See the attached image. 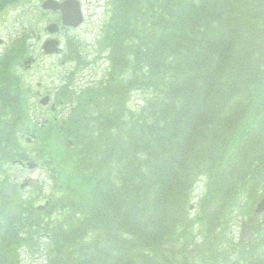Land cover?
<instances>
[{
	"label": "trees",
	"instance_id": "16d2710c",
	"mask_svg": "<svg viewBox=\"0 0 264 264\" xmlns=\"http://www.w3.org/2000/svg\"><path fill=\"white\" fill-rule=\"evenodd\" d=\"M109 5V68L58 89L60 118L16 72L25 39L0 56V264H264V0ZM35 159L44 211L12 177Z\"/></svg>",
	"mask_w": 264,
	"mask_h": 264
},
{
	"label": "rangeland",
	"instance_id": "374dc122",
	"mask_svg": "<svg viewBox=\"0 0 264 264\" xmlns=\"http://www.w3.org/2000/svg\"><path fill=\"white\" fill-rule=\"evenodd\" d=\"M83 1L86 3V14L89 16L88 19H90V21L87 22L80 31L62 35L61 40L64 41L62 42V47L63 49H66L67 39L68 41L69 39H73V41H77L79 45L81 44V47L83 46L82 51L85 52L86 55L88 54L87 52H91V59L94 60L97 56L95 46L101 35V28L99 26L102 24L99 21L100 16L103 14V9L99 8L95 0ZM103 1L107 2V0ZM41 3L40 0H24L19 4L10 5L0 12V44L1 42L3 44L2 46L0 45V53L5 50V47L11 45L13 41L20 37L23 38L25 35L27 39H30L29 44L32 55L38 57L42 54L40 53L41 44L39 42V36L42 37V42L47 38L44 30L55 20V17L51 13L48 15L44 14L41 9ZM62 56L63 55H61V57L41 56L34 69L27 71L25 68L18 67L17 72L24 77L35 94L38 91L53 93L56 88L61 85L64 86V83H66V77H68V74L71 72L75 73V76H77L73 84L79 87L85 86L88 81L86 76H90L94 67L89 66V68H85L77 75L76 64L67 62L64 60L65 57ZM97 66H99L100 69H98L95 76H92V79L94 80H99L101 78V75L106 70L108 64L101 59L98 61ZM39 85H41L42 89L38 88ZM33 101L37 104V107L40 105L39 99H33ZM37 107L35 106L36 111L38 109ZM39 161L43 163L41 160ZM35 162L39 164V167L35 170H22L21 168L17 170L18 167L15 166L12 169V177L18 186L26 180H31L29 187L24 190L26 195L34 192L35 187H41L43 191L38 204L41 203V205H44V200L47 201L48 198L51 197L50 187L53 186L54 183L45 167L42 166L43 164L38 162L37 159H35ZM203 194L204 184L202 183L195 192V196L193 197L194 200L191 205L196 207ZM23 264H43V259L41 256L25 251L23 252Z\"/></svg>",
	"mask_w": 264,
	"mask_h": 264
},
{
	"label": "flooded vegetation",
	"instance_id": "af4514ba",
	"mask_svg": "<svg viewBox=\"0 0 264 264\" xmlns=\"http://www.w3.org/2000/svg\"><path fill=\"white\" fill-rule=\"evenodd\" d=\"M60 2H64V1H66V0H59ZM76 1H78L79 3H80V7H81V9H82V11H83V24L79 27V28H77V29H74V28H65L64 30H62L58 35L60 36H57V38L59 37V39H61V36L62 35H65V34H69V33H71V32H76V31H80L86 24H87V22H89L90 21V19H88L89 18V16H87V14H86V11H87V6H86V3H85V1H83V0H76ZM95 2L97 3V5L99 6V8H102L103 9V14H102V16H100V23L101 24H103L105 21H106V19H107V17H108V4L106 3V2H104L103 0H95ZM92 4V3H91ZM91 19H92V16H91ZM52 23H57V24H59V25H61V23H62V13H60V12H58V13H56L55 14V20L52 22ZM100 28H101V32H103V25L102 26H99ZM47 36V38H50L49 37V35H46ZM39 42H42V37L41 36H39ZM62 41V40H61ZM62 42H64V41H62ZM77 44H78V49L77 50H79V49H81V55H82V57L84 58V59H88L89 61L87 62V63H89L90 65L94 62L93 61V59H91L92 58V56H91V52H87L88 54L86 55L85 54V52H83L82 51V48H83V46L81 47V44L79 45V43L77 42V41H75ZM1 45H2V42H1ZM66 45H68V39H67V41H66ZM92 45V44H91ZM95 48H97V53H98V47L96 46ZM41 50V49H40ZM41 56H44V54L42 53V54H40L38 57H36L35 55H32V54H30L29 56H27V57H25V58H23L22 60H21V63H20V66L22 67H25V70H27V71H29V70H32V69H34L35 68V66H36V63L38 62V60H39V57H41ZM31 60V62H32V65H25L24 64V62L26 61V60ZM92 76H94L93 75V73H91L90 74V76L88 77V76H86L87 78H88V81L89 80H92ZM87 81V82H88ZM42 94V92L41 91H38L37 92V96L38 97H40V95Z\"/></svg>",
	"mask_w": 264,
	"mask_h": 264
},
{
	"label": "water",
	"instance_id": "95a60500",
	"mask_svg": "<svg viewBox=\"0 0 264 264\" xmlns=\"http://www.w3.org/2000/svg\"><path fill=\"white\" fill-rule=\"evenodd\" d=\"M70 6L69 3L66 4H58L55 0H49L46 1L43 5V9L45 10H53V11H57V10H62L63 14H64V24L65 25H72V26H78L80 23V17H79V13L77 14L76 11L73 10V8H69ZM67 9V10H66ZM50 32H57V26L53 25L49 28ZM44 49L46 50V53H54V52H58V42L56 41H49L44 45ZM50 103V98L46 97L42 100V104L43 105H48ZM27 166L30 169H34L36 167L35 163H28ZM42 209V208H41ZM264 212V199L258 204L257 208H256V213L257 214H261Z\"/></svg>",
	"mask_w": 264,
	"mask_h": 264
}]
</instances>
